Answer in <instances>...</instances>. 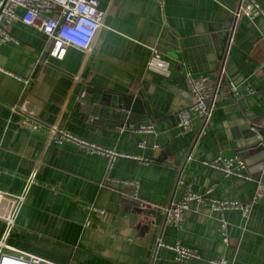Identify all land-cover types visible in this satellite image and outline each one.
<instances>
[{"label": "crops", "instance_id": "1", "mask_svg": "<svg viewBox=\"0 0 264 264\" xmlns=\"http://www.w3.org/2000/svg\"><path fill=\"white\" fill-rule=\"evenodd\" d=\"M251 1L259 14L235 19L240 0H98L105 20L89 50L68 48L62 60L47 58V37L16 10L11 40L0 43V192L17 196L36 176L6 237L0 220L3 253L47 264H178L159 242L195 253L182 264H264V184L241 155L264 138V0ZM153 55L166 74L148 70ZM189 78L217 91L208 120L192 116L183 133L176 114L195 102ZM103 92L133 96L129 123L89 114ZM146 126L153 131L136 130ZM52 127L134 158L58 144ZM216 158L239 165L240 176L205 165ZM256 183L263 192L253 202ZM187 191L202 202L168 224L166 209ZM205 200L253 203L245 215ZM126 205L147 213L131 222Z\"/></svg>", "mask_w": 264, "mask_h": 264}, {"label": "built area", "instance_id": "2", "mask_svg": "<svg viewBox=\"0 0 264 264\" xmlns=\"http://www.w3.org/2000/svg\"><path fill=\"white\" fill-rule=\"evenodd\" d=\"M21 8L23 15L21 22L26 26H31L43 33L48 40L49 49L47 52V58L54 60H62L66 54L68 48H75L82 52H87L97 35L98 31L103 26L105 20V13L99 9L98 0H0V43L10 41L9 26L17 20L16 10ZM43 14H54V18H41ZM259 14V10L255 3L251 0H240L238 8L234 12V18L255 17ZM233 18V20H234ZM47 63V61H44ZM148 70L159 73H167V63L161 59L158 55L150 57L147 63ZM189 86L191 92L194 95L195 102L190 108L180 110L176 116L178 119V127L181 131L190 132L192 130L191 119L192 116L201 118L206 122L210 116L215 93L217 89L210 84L206 78L190 79ZM230 93L236 94V90L233 86L230 87ZM139 132H152L151 126L140 127L136 129ZM49 138L54 140L58 144L67 140L75 144L80 150L86 153H100L105 155L110 161L116 158H134L133 156L126 154H119L110 150L101 149L94 144L79 139L73 135L67 134L63 131L57 130L55 127L50 128ZM220 158H216L212 162L206 163L213 169L222 171L225 175H237L236 169L239 167H233L231 162L228 161L225 165L221 166L219 163ZM240 166L242 164L240 163ZM35 171L27 178L24 184L22 192L17 195H9L0 192V220L5 222L7 230L4 237L8 234L19 208L28 201L31 193V188L35 182ZM263 192V186L256 183L255 195L253 202L257 200ZM201 201L202 199L191 192L187 191L183 193V196L178 204L170 206L166 209L165 220L168 224L178 226L182 219V213L186 210L188 203L192 201ZM207 202V200L203 201ZM252 202V203H253ZM208 204L213 210L223 211L226 209L239 208L245 215L248 213L251 206L248 204H240L237 202H221L213 203L208 201ZM225 224H221L222 242L227 244V238L225 237ZM3 245L2 243L0 244ZM159 246L166 247L172 250L176 254V261L178 264H182L186 259L196 258L193 251L185 249L180 246L169 247L164 246L158 242ZM0 264H47L40 259L31 256H12L7 253H3L0 250ZM210 264H229L224 260L210 261Z\"/></svg>", "mask_w": 264, "mask_h": 264}, {"label": "water", "instance_id": "3", "mask_svg": "<svg viewBox=\"0 0 264 264\" xmlns=\"http://www.w3.org/2000/svg\"><path fill=\"white\" fill-rule=\"evenodd\" d=\"M134 99L133 96H124L122 94H107V92H103L101 99L97 100V102H92L97 104V106L91 105L90 115H101L108 120L117 121L116 123L124 124L129 123L131 118H129L128 113L133 110L131 106V100ZM135 103H139L138 100L134 101ZM136 105V104H135ZM104 107L99 109V107ZM89 107V106H88ZM141 113V110L139 111ZM255 135V133H253ZM264 138L261 137L260 140L254 141L251 145L247 146L245 150L242 152V157L244 158V162L246 165L253 167L250 169V173L253 174V179L257 182L264 184V146H263ZM126 208H131L132 211L135 212V215L132 216L131 222L136 220V215L139 213H147L143 209L140 208H132L131 205H126Z\"/></svg>", "mask_w": 264, "mask_h": 264}]
</instances>
